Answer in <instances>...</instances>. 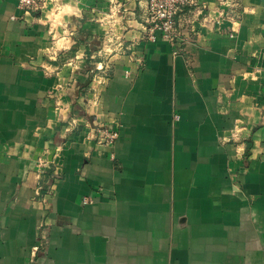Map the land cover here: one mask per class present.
<instances>
[{"label": "crops", "instance_id": "crops-1", "mask_svg": "<svg viewBox=\"0 0 264 264\" xmlns=\"http://www.w3.org/2000/svg\"><path fill=\"white\" fill-rule=\"evenodd\" d=\"M145 8L0 0V264H264V0Z\"/></svg>", "mask_w": 264, "mask_h": 264}, {"label": "built area", "instance_id": "built-area-1", "mask_svg": "<svg viewBox=\"0 0 264 264\" xmlns=\"http://www.w3.org/2000/svg\"><path fill=\"white\" fill-rule=\"evenodd\" d=\"M42 3L43 0H18V5L23 10L37 9ZM197 3L198 0H146L145 30L147 33L145 37L154 41L157 39V33L160 32L165 39L178 41L180 31L177 26V15L183 8L197 5ZM112 43L116 41L109 38V49ZM120 45L122 43L118 42L117 46ZM95 131L101 143L111 146L116 143L120 135L117 128L108 124L97 125Z\"/></svg>", "mask_w": 264, "mask_h": 264}, {"label": "rangeland", "instance_id": "rangeland-1", "mask_svg": "<svg viewBox=\"0 0 264 264\" xmlns=\"http://www.w3.org/2000/svg\"><path fill=\"white\" fill-rule=\"evenodd\" d=\"M106 51H108V53L109 52H111L112 50L111 49H109L108 47L106 48ZM105 52V51H104ZM106 54V53H105Z\"/></svg>", "mask_w": 264, "mask_h": 264}]
</instances>
